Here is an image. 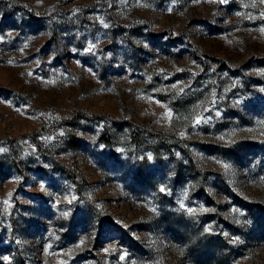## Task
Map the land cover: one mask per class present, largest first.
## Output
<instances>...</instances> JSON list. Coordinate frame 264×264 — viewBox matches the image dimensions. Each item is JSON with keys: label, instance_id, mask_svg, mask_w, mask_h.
Segmentation results:
<instances>
[{"label": "rangeland", "instance_id": "obj_1", "mask_svg": "<svg viewBox=\"0 0 264 264\" xmlns=\"http://www.w3.org/2000/svg\"><path fill=\"white\" fill-rule=\"evenodd\" d=\"M0 264H264V0H0Z\"/></svg>", "mask_w": 264, "mask_h": 264}]
</instances>
